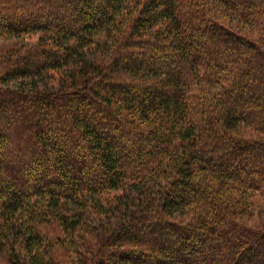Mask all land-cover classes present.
<instances>
[{"label":"trees","instance_id":"trees-1","mask_svg":"<svg viewBox=\"0 0 264 264\" xmlns=\"http://www.w3.org/2000/svg\"><path fill=\"white\" fill-rule=\"evenodd\" d=\"M25 35L0 264H264V0H0Z\"/></svg>","mask_w":264,"mask_h":264},{"label":"rangeland","instance_id":"rangeland-1","mask_svg":"<svg viewBox=\"0 0 264 264\" xmlns=\"http://www.w3.org/2000/svg\"><path fill=\"white\" fill-rule=\"evenodd\" d=\"M36 41V37L34 36H30V35H25L24 37H10L8 39H2L0 40V56L3 55L4 53H7L9 50L11 51L12 49H22L23 47H26L28 45H32L34 44ZM98 57L100 58H104L105 57V53L104 51L101 52V55L98 54ZM28 81V79H17V80H13L11 82L7 83V86L11 87V88H15L18 87L22 84H26ZM262 220V219H257L255 220Z\"/></svg>","mask_w":264,"mask_h":264}]
</instances>
